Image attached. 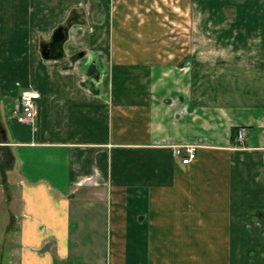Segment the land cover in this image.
I'll list each match as a JSON object with an SVG mask.
<instances>
[{"label": "crops", "instance_id": "crops-1", "mask_svg": "<svg viewBox=\"0 0 264 264\" xmlns=\"http://www.w3.org/2000/svg\"><path fill=\"white\" fill-rule=\"evenodd\" d=\"M32 2L18 64L41 98L27 119L0 97V264H264V0Z\"/></svg>", "mask_w": 264, "mask_h": 264}, {"label": "rangeland", "instance_id": "rangeland-1", "mask_svg": "<svg viewBox=\"0 0 264 264\" xmlns=\"http://www.w3.org/2000/svg\"><path fill=\"white\" fill-rule=\"evenodd\" d=\"M18 1L20 2V0ZM30 4H33L32 0H22L21 5L18 6H13L10 0H0V97L3 96L4 110L8 114L16 109V98L20 90L31 87L28 85L22 66L18 64V59L25 52L22 45L25 43V46H27L26 43H29L32 39L30 23L31 21L35 23V16H31L28 11ZM74 18L78 19L75 23L81 22L79 15H73L69 19ZM47 39L42 42L47 41ZM17 43H20L21 47H16ZM3 114L0 103V139L2 141L5 139L6 131L4 129ZM9 155L10 152H7L0 164V253L11 244L8 227L7 231L5 230L6 221L3 222V218L6 216L5 212L8 210L6 205L9 201H12L14 207L18 200L12 188L15 181L13 180L14 174L11 175L10 173ZM11 194L13 199L10 196ZM3 257L4 259L1 258V260L3 259V262L8 264L9 259L6 255Z\"/></svg>", "mask_w": 264, "mask_h": 264}, {"label": "built area", "instance_id": "built-area-1", "mask_svg": "<svg viewBox=\"0 0 264 264\" xmlns=\"http://www.w3.org/2000/svg\"><path fill=\"white\" fill-rule=\"evenodd\" d=\"M40 98V93L32 88L22 90L21 107L23 116L27 119H35L39 112L37 100ZM245 134V128L239 130L237 139L242 141ZM198 145L189 144L183 147H178L175 150L177 156H183V163H190L196 158Z\"/></svg>", "mask_w": 264, "mask_h": 264}, {"label": "water", "instance_id": "water-1", "mask_svg": "<svg viewBox=\"0 0 264 264\" xmlns=\"http://www.w3.org/2000/svg\"><path fill=\"white\" fill-rule=\"evenodd\" d=\"M78 19H71L68 25H59L53 32L52 38L48 42L41 44V52L46 59H60L65 56L64 44L69 36V29ZM84 56V51L73 54V59Z\"/></svg>", "mask_w": 264, "mask_h": 264}]
</instances>
